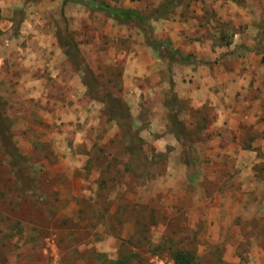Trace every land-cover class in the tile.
<instances>
[{"label":"rangeland","instance_id":"rangeland-1","mask_svg":"<svg viewBox=\"0 0 264 264\" xmlns=\"http://www.w3.org/2000/svg\"><path fill=\"white\" fill-rule=\"evenodd\" d=\"M84 1L0 0V264H264V225L223 223L264 199V98L249 116L217 81L263 64L264 0ZM39 39L66 84L24 61Z\"/></svg>","mask_w":264,"mask_h":264},{"label":"crops","instance_id":"crops-1","mask_svg":"<svg viewBox=\"0 0 264 264\" xmlns=\"http://www.w3.org/2000/svg\"><path fill=\"white\" fill-rule=\"evenodd\" d=\"M127 7L128 6L124 8L132 9V7L131 8H127ZM53 42L52 40L45 41L43 39H39L37 43L33 46L34 49L30 50V52L26 54V58L24 61H29L31 63H34V66H32V68H35L36 66L42 68L41 66H44L45 63L48 62L49 67L46 70L47 72L46 74L54 78L53 80L56 85L58 83L66 84V71L61 70L62 66L58 64V63L64 64V61L66 59V54L64 51H62L63 49L60 48V46H58L57 43H53ZM169 48L172 51L171 53L169 52V55H170L169 57H172V55L177 54V52L174 49H172L171 47ZM187 54L188 53H186V55ZM186 55H182L180 53L178 57L181 61L191 60V57L189 55L187 56ZM182 58L184 59L182 60ZM239 62H243V64L241 63L239 64ZM237 64L239 65V67L241 68L243 67V69H238ZM231 66L232 67L224 70L220 74V76L218 77V80H217V77L215 78L214 76H210V77L213 78L215 82L216 80L219 83H220V80L225 82L227 88L226 89H224V87L222 88L224 91H226L228 96L230 95L234 96L237 90L240 91L239 93L240 102L242 103L241 112L244 111L243 113H249L248 114L249 116L252 115L253 113L260 112L258 104L264 98V91H263L264 65L260 62V57L254 54L247 55L245 58L239 57L232 61ZM209 72L208 70H203L201 73L196 74L195 77H199L201 74L202 75L205 74L206 76L207 73ZM193 76H194V73H193ZM34 78L35 79L33 78L31 79L32 80L31 84L35 86V91L33 92V96H39V97L46 96V92H44L45 87L43 88L42 86H40L41 79L37 80L36 77ZM249 89L253 91V96L251 95L252 96L251 98H246V100H243L242 96L245 95L246 92L249 91ZM50 101L53 102V99H51ZM63 117L65 119L66 118L68 119L69 111L67 112L65 111ZM259 127L260 126H257V128ZM255 142H258V144H260L261 151H264V141L256 139ZM241 214L245 217H247L248 215L249 217L254 216L255 219H258V221L260 222V226L264 225V199L261 200V202L258 203V205L256 203H252L250 204V206H247L246 203H244L241 205H234V207L228 206L224 208L223 223H226V222L232 223L233 220L236 218V216L237 215L240 216ZM229 230L231 233L229 237L232 238L239 231V228H237L236 226H231ZM258 236L259 237H255L257 241L260 240V237H261L260 235Z\"/></svg>","mask_w":264,"mask_h":264},{"label":"trees","instance_id":"trees-1","mask_svg":"<svg viewBox=\"0 0 264 264\" xmlns=\"http://www.w3.org/2000/svg\"><path fill=\"white\" fill-rule=\"evenodd\" d=\"M68 0H62V4H65ZM76 1V0H72ZM81 1V0H80ZM84 4L88 5L90 8L98 7L100 10L106 11L111 16L118 18V19H126V18H134V19H141L140 15L137 11L133 9H124V8H111L103 3H90L89 1H84ZM159 44V43H158ZM167 50L171 53V49L166 45ZM184 58H182L183 60ZM264 64V57L262 59ZM171 258L174 264H194L192 263L194 260L193 255L189 251H175L171 254Z\"/></svg>","mask_w":264,"mask_h":264}]
</instances>
